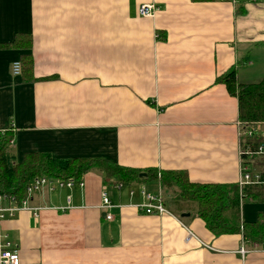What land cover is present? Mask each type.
Returning a JSON list of instances; mask_svg holds the SVG:
<instances>
[{
	"label": "crops",
	"instance_id": "crops-1",
	"mask_svg": "<svg viewBox=\"0 0 264 264\" xmlns=\"http://www.w3.org/2000/svg\"><path fill=\"white\" fill-rule=\"evenodd\" d=\"M141 4L155 7L152 17L138 15ZM17 35L32 45L0 50V132L14 134L18 161L97 158L184 172L194 184L237 183L238 101L215 80L234 68L240 83V67L257 62L247 59L264 49V0H0V44ZM24 54L30 83L12 72ZM82 181L34 194L30 205L44 208L35 216L0 220V240L17 247L20 264H264V247L245 243L242 258V235L216 237L191 213L137 210L151 181L117 190L96 171ZM103 187L111 220L97 208ZM250 204L244 223L264 215V204Z\"/></svg>",
	"mask_w": 264,
	"mask_h": 264
},
{
	"label": "trees",
	"instance_id": "trees-1",
	"mask_svg": "<svg viewBox=\"0 0 264 264\" xmlns=\"http://www.w3.org/2000/svg\"><path fill=\"white\" fill-rule=\"evenodd\" d=\"M191 1L204 3L212 0ZM31 45L30 36L17 35L12 43L0 44V50L29 51ZM19 64L21 81H35L31 55H22ZM44 80L40 78V81ZM215 83L223 84L228 94L237 98L240 123L261 127L258 135L252 139L245 138L244 143L253 148L264 143V79L258 83L240 84L232 68L216 78ZM246 163L264 176V156L253 161L246 159ZM92 171L102 174L105 181L121 184L122 188L145 180L157 181L164 191L170 193L169 200L162 201L163 205L177 217L191 213L216 237L239 234L246 242L264 244V215L259 214L253 223H244L240 218L244 202L264 204V184L247 185L240 194L237 184H194L184 172L150 168L139 172L97 158L58 160L47 153H28L18 161L14 151V134L10 130L0 132V197L13 198L19 204L25 198L27 185L35 178L82 180ZM183 204H187L189 209H182Z\"/></svg>",
	"mask_w": 264,
	"mask_h": 264
},
{
	"label": "built area",
	"instance_id": "built-area-1",
	"mask_svg": "<svg viewBox=\"0 0 264 264\" xmlns=\"http://www.w3.org/2000/svg\"><path fill=\"white\" fill-rule=\"evenodd\" d=\"M235 0H231L234 2ZM155 11V7L151 4H141L139 5L137 12L138 15L143 18L152 17ZM12 72L15 75H19L20 72V64L15 62L12 65ZM261 127L260 125H246L242 123H238V138H239V148H238V155L240 159V164L238 168V179H237V186L238 190L241 194L242 189L247 185H262L264 184V176L255 171L254 169L250 168V166L246 163V159H250L251 161L255 160L257 157L264 156V143H260L255 148L250 146L249 143H244V139H252L254 136L260 133ZM264 137V136H262ZM74 186L79 188H84V181L82 180H73V179H53V178H46L40 177L35 178L31 183H29L25 190V198L19 203H15L16 201L11 198L7 199L5 196L0 197V220L2 219H11L13 218L17 212L20 211H28L33 216L36 215L42 207H32L30 205L32 196L34 194L41 192L44 188H47L48 191L52 192L55 189H62L68 188L71 189ZM117 190L122 189V185L118 184L115 186ZM140 195L143 198V202L139 205H136L135 208L140 210L144 214H162L167 212L165 206L163 205V196L161 193L157 194H149L144 191L143 188L139 190ZM133 194V191H130V195ZM69 198L67 199V206L59 208V211L64 212L68 210L70 207L69 205ZM100 210L105 212L106 220H111L112 215L109 213V210L113 208V205L110 201V197L106 191V187H103L100 191V203L97 207ZM193 235L189 232V236ZM245 243H249L244 241L242 245L238 249L237 253L244 258L250 250L246 248ZM251 248H256L257 246L264 247V244H256V243H249ZM207 249L212 250L211 247L204 245ZM0 264H20L18 249L15 245H13L10 241L4 240L1 242L0 240Z\"/></svg>",
	"mask_w": 264,
	"mask_h": 264
},
{
	"label": "rangeland",
	"instance_id": "rangeland-1",
	"mask_svg": "<svg viewBox=\"0 0 264 264\" xmlns=\"http://www.w3.org/2000/svg\"><path fill=\"white\" fill-rule=\"evenodd\" d=\"M258 50L261 51V53H256ZM250 56L248 57V61L252 58H254L255 56H257V62H255V64L251 65L248 64V63H244L241 67H240V71H245V78H243V76L240 78V83H258L260 82L262 79H264V49H257L255 50L254 52L250 53L249 54ZM249 74V75H248ZM241 75V73H240ZM147 184H153V186L155 187L153 190H150L149 187H147ZM156 183H154V181H151L149 183H145V184H142L139 188V190L141 188L144 189V191L146 193H150L148 191H151V192H155L156 191ZM129 190H134L133 188H130ZM163 191V190H162ZM165 192V193H164ZM162 193V196H163V200H169V195L170 193L164 191ZM157 193V191L155 193H153L154 195ZM151 194V193H150ZM249 205H252L248 202H244L242 205H241V215H242V212L244 210V207L246 206H249ZM243 207V208H242ZM182 209H189V206L187 204H183L182 205ZM191 210V209H190Z\"/></svg>",
	"mask_w": 264,
	"mask_h": 264
},
{
	"label": "water",
	"instance_id": "water-1",
	"mask_svg": "<svg viewBox=\"0 0 264 264\" xmlns=\"http://www.w3.org/2000/svg\"><path fill=\"white\" fill-rule=\"evenodd\" d=\"M141 176H143V175H141ZM104 216H105V214H104ZM189 216H190L189 213H183V214H181V215L179 216V218L183 219V218H188Z\"/></svg>",
	"mask_w": 264,
	"mask_h": 264
}]
</instances>
